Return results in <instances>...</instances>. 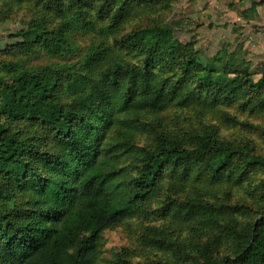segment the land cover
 Listing matches in <instances>:
<instances>
[{"label": "rangeland", "instance_id": "obj_1", "mask_svg": "<svg viewBox=\"0 0 264 264\" xmlns=\"http://www.w3.org/2000/svg\"><path fill=\"white\" fill-rule=\"evenodd\" d=\"M97 1L83 5L63 0L64 13L58 14L36 0L11 7L0 0V123L6 121L1 110L6 87L21 67L47 64L55 72L59 94L70 99L87 92L92 73L119 58L140 62L143 52L158 41V53L166 64L154 65L153 73L169 90V108L161 116L152 112L120 114V120L113 123L104 143L106 149H113L105 156L123 170L105 192L119 199L130 192V178L136 173L130 164L132 156L122 147L114 150L124 141L154 151L159 149L158 137L163 136L169 146L189 155L186 161L194 165L193 170L185 186L174 181L169 169L163 170L136 214L102 230L95 262L205 264L234 254L243 243L241 226L264 217V165L250 162L256 156L264 157V103L260 102L264 99V83L260 82L264 75V0H128L131 14L112 29L109 17L99 14ZM42 17L47 18V25L71 20L79 27L83 18L93 21V28L77 36L81 53L95 43L106 49L108 60L98 70L89 71L69 65L75 59L67 55L37 59L19 55L14 45L34 38L23 35L28 21ZM162 30L168 31V36L160 39ZM131 32H139L135 46L114 42ZM230 70L237 73L228 86L234 89V98L216 105L213 114L195 103L181 102L189 94L213 97L212 92L207 93L210 83H218L224 91L222 85L230 79ZM201 82L207 84L201 86ZM128 120L137 129L129 127ZM27 124L20 120L19 128ZM17 125L14 122L12 127ZM209 135L216 145L227 148L228 158L207 151L212 145L204 144ZM219 168L223 178L211 180ZM24 195L17 189L13 200ZM185 203L222 206L225 214L216 229L208 228L201 219L182 222L174 213Z\"/></svg>", "mask_w": 264, "mask_h": 264}, {"label": "trees", "instance_id": "obj_2", "mask_svg": "<svg viewBox=\"0 0 264 264\" xmlns=\"http://www.w3.org/2000/svg\"><path fill=\"white\" fill-rule=\"evenodd\" d=\"M25 1L6 0V4L11 7ZM36 1L44 2L53 13H64L63 0ZM74 1L83 5L90 2ZM96 3L99 14L109 17L110 29L122 24L132 11L128 0ZM83 20L76 27L71 20L47 25L46 17L31 19L23 35L34 38L17 42L16 52L36 59L41 55H67L75 59L69 65L98 70L108 60L106 49L92 43L81 53L77 36L94 27L93 21ZM138 36L139 32H131L114 42L135 46ZM167 36L168 31H160V39ZM158 43L152 42L140 62L119 58L97 74L92 73L87 92L70 99L59 94L55 72L47 64L21 67L7 85L1 104L6 121L0 123V264H98L95 256L102 230L136 214L163 170L169 169L176 183L186 185L194 166L186 161L189 155L159 136V149L154 151L127 141L116 145L114 150L122 147L132 156L130 164L136 173L130 178V192L122 199L105 192L108 183L123 170L105 156L113 149L104 146L113 123L120 120V114L152 112L161 116L169 108V90L153 73L154 65L166 64L158 53ZM228 74L230 79L222 85L224 91L218 83H210L206 86L207 93H213L210 99L189 94L181 102L195 103L213 114L216 105L234 98V89L228 86L237 73L230 70ZM260 82L264 83V75ZM205 84L201 82V86ZM20 120L27 121V127L19 128ZM14 122H18L16 128L12 127ZM127 122L137 129L133 121ZM36 127L39 131L33 129ZM209 138L204 141L212 144L207 151L223 158L230 156L227 148ZM250 162L263 166L264 157L256 156ZM222 170L215 171L211 180L223 178ZM17 189L25 195L14 201ZM174 214L182 222L201 219L208 228L216 229L225 209L185 203ZM240 230L243 243L234 254L205 264H264V217L247 220Z\"/></svg>", "mask_w": 264, "mask_h": 264}]
</instances>
